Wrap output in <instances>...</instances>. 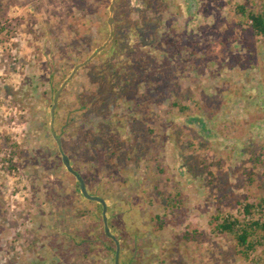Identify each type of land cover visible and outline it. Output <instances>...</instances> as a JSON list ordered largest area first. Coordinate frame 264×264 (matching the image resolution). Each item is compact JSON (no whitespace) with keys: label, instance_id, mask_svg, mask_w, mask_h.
Here are the masks:
<instances>
[{"label":"rangeland","instance_id":"obj_1","mask_svg":"<svg viewBox=\"0 0 264 264\" xmlns=\"http://www.w3.org/2000/svg\"><path fill=\"white\" fill-rule=\"evenodd\" d=\"M110 1L0 0V264H113L49 129ZM148 2L115 0L112 39L63 89V151L106 203L119 264H264V240L243 259L216 229L264 220L243 214L264 197V39L247 18L264 1Z\"/></svg>","mask_w":264,"mask_h":264},{"label":"trees","instance_id":"obj_2","mask_svg":"<svg viewBox=\"0 0 264 264\" xmlns=\"http://www.w3.org/2000/svg\"><path fill=\"white\" fill-rule=\"evenodd\" d=\"M147 3L152 6L153 0ZM264 1V0H263ZM156 13V9L153 10ZM237 12L240 15H245L244 6H238ZM247 18L250 21L253 32L264 39V8L259 14L248 13ZM60 98V97H59ZM100 206V205H99ZM253 207L259 208L260 211L264 208V197H260L256 202L248 203L243 208V214H251ZM238 226V228H236ZM216 229L220 233L231 234L234 237L236 247L239 249L240 258L247 259L248 254L260 245V240H264V220L255 219L248 224H240L237 220L223 219L216 224ZM104 235V234H103ZM104 245L107 250L114 252L115 244L104 235Z\"/></svg>","mask_w":264,"mask_h":264},{"label":"water","instance_id":"obj_3","mask_svg":"<svg viewBox=\"0 0 264 264\" xmlns=\"http://www.w3.org/2000/svg\"><path fill=\"white\" fill-rule=\"evenodd\" d=\"M114 4H115V0H111L110 4L108 6L109 17L107 18V25L109 27V35H108L107 40L100 47L96 48L83 62L75 65L72 68L69 75L63 80V82L61 83V85L56 90L55 94L53 95L52 102L50 105V111H49V114H50L49 129H50L51 137H52L53 141L55 142L58 153L60 155L61 163H62L63 167L65 168V170L75 178L76 183H77L76 186H77V189H78L80 195L85 200L96 202L101 206V219H102V223H103L104 234L114 242L115 252H114V260L113 261H114V264H119L120 246H119V242H118L117 238L110 233L108 225H107V218H106L107 206H106V203L101 197L96 196V195H91L87 192L83 178L76 171L73 170L68 156L63 151L60 138L58 137V135L56 134V132L54 130L55 110H56L58 100H59V97H60L63 89L66 87L67 83L74 77L75 73L80 68L84 67L90 60H92L94 57H96V55L98 53L103 51L104 48H106V46L108 45V43L112 39V33H113V31H112V23H113L112 12H113V8H114Z\"/></svg>","mask_w":264,"mask_h":264},{"label":"flooded vegetation","instance_id":"obj_4","mask_svg":"<svg viewBox=\"0 0 264 264\" xmlns=\"http://www.w3.org/2000/svg\"><path fill=\"white\" fill-rule=\"evenodd\" d=\"M104 234V233H103ZM105 235V234H104ZM106 236V235H105ZM107 237V236H106ZM108 238V237H107ZM109 239V238H108ZM111 240V239H110ZM112 241V240H111ZM104 244V242H102ZM114 252H115V249H114ZM120 253V252H119ZM113 264H114V261H113Z\"/></svg>","mask_w":264,"mask_h":264}]
</instances>
